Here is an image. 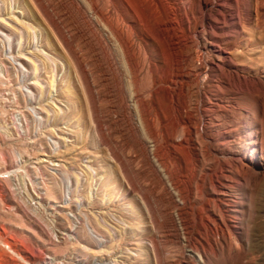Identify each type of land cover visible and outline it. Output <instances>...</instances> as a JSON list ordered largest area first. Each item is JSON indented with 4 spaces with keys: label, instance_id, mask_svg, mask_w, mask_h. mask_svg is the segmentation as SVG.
I'll use <instances>...</instances> for the list:
<instances>
[{
    "label": "rangeland",
    "instance_id": "374dc122",
    "mask_svg": "<svg viewBox=\"0 0 264 264\" xmlns=\"http://www.w3.org/2000/svg\"><path fill=\"white\" fill-rule=\"evenodd\" d=\"M145 12L133 74L90 1L0 0V264H264V72L258 99L210 88L220 56L191 19L187 101L208 108L187 144L150 92L174 55Z\"/></svg>",
    "mask_w": 264,
    "mask_h": 264
},
{
    "label": "bare ground",
    "instance_id": "6f19581e",
    "mask_svg": "<svg viewBox=\"0 0 264 264\" xmlns=\"http://www.w3.org/2000/svg\"><path fill=\"white\" fill-rule=\"evenodd\" d=\"M87 1L92 3L96 14L98 13L101 21L119 43L129 71L133 74L136 70L133 57H135V46L137 45L131 32L135 31V23L142 21L140 15L145 12V9L157 15V22L163 35L169 40L174 60L172 63L164 60V63L158 67L160 75L158 74L159 76L152 80L150 92L154 95L159 88L166 87L167 96L175 110V115L173 114L170 118L183 125L187 134L185 140L187 144H191V125H199L201 120L207 116L208 108L199 107V112L195 115L187 101L190 79L186 63L190 57L186 44L191 19L198 18L200 22L206 24V31L212 35L211 40L208 41L210 49L216 53V58L220 56L218 57L219 62H213L212 65L214 70L219 71V77L215 83L210 85V88L217 92L235 93L252 99H258L262 94L258 78H260L259 74L264 72V0H221L218 4L222 8L219 9L220 16L216 18L217 20H213L207 10L209 0ZM230 5L236 6L235 14L231 13ZM251 12H253L252 21H250ZM225 14L229 15V21L226 20ZM226 22L236 23L239 28L230 30ZM234 34L237 35V39L230 41V36ZM206 60V54L203 55L200 52L197 55L199 64L196 71L199 74L205 73L203 69L206 67ZM236 61L240 63L236 64ZM225 63L229 64L232 69H226L223 66ZM197 83L198 85L203 84L202 81H197ZM166 84L178 85V92H173L174 89H170V85ZM207 94L202 87H199L198 95L201 102H207L210 105Z\"/></svg>",
    "mask_w": 264,
    "mask_h": 264
}]
</instances>
